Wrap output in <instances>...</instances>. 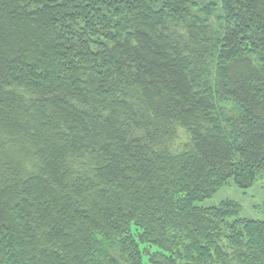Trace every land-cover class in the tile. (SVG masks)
Returning a JSON list of instances; mask_svg holds the SVG:
<instances>
[{
	"label": "trees",
	"instance_id": "1",
	"mask_svg": "<svg viewBox=\"0 0 264 264\" xmlns=\"http://www.w3.org/2000/svg\"><path fill=\"white\" fill-rule=\"evenodd\" d=\"M264 0H0V264H264Z\"/></svg>",
	"mask_w": 264,
	"mask_h": 264
},
{
	"label": "rangeland",
	"instance_id": "2",
	"mask_svg": "<svg viewBox=\"0 0 264 264\" xmlns=\"http://www.w3.org/2000/svg\"><path fill=\"white\" fill-rule=\"evenodd\" d=\"M234 200L241 206L239 217L254 220L264 219V177L258 179L253 188L243 190L233 183L199 206L213 207L225 200Z\"/></svg>",
	"mask_w": 264,
	"mask_h": 264
}]
</instances>
